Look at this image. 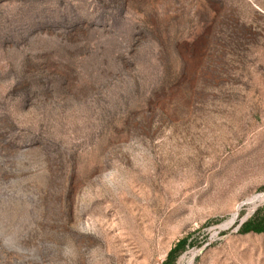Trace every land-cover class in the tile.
I'll list each match as a JSON object with an SVG mask.
<instances>
[{
	"label": "rangeland",
	"instance_id": "374dc122",
	"mask_svg": "<svg viewBox=\"0 0 264 264\" xmlns=\"http://www.w3.org/2000/svg\"><path fill=\"white\" fill-rule=\"evenodd\" d=\"M264 0H0V264H264Z\"/></svg>",
	"mask_w": 264,
	"mask_h": 264
},
{
	"label": "trees",
	"instance_id": "16d2710c",
	"mask_svg": "<svg viewBox=\"0 0 264 264\" xmlns=\"http://www.w3.org/2000/svg\"><path fill=\"white\" fill-rule=\"evenodd\" d=\"M241 233H262L264 232V206L257 209L253 215L245 220L240 228ZM189 245L188 238L186 236L178 239L168 250L165 258L160 264H174L179 253L185 249V246Z\"/></svg>",
	"mask_w": 264,
	"mask_h": 264
}]
</instances>
